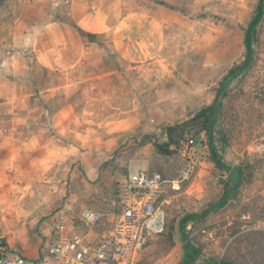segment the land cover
I'll return each instance as SVG.
<instances>
[{
    "label": "rangeland",
    "instance_id": "obj_1",
    "mask_svg": "<svg viewBox=\"0 0 264 264\" xmlns=\"http://www.w3.org/2000/svg\"><path fill=\"white\" fill-rule=\"evenodd\" d=\"M135 1V9L163 10L168 19L150 31L153 58L136 67L111 31L88 42L79 30L80 18L108 0L4 1L0 236L42 257L51 219L66 204L73 215L84 207L101 212L97 230L108 231L121 184L157 171L167 180L166 230L148 240L134 264H186L194 248L200 253L192 264H264V13L252 36L253 63L222 96L218 128L229 142L215 134V145L225 167L213 160L200 125L177 129L172 141L166 132L212 103L230 68L245 59L259 0ZM191 137L202 145L183 148ZM167 142L171 154L156 146ZM237 165V191L224 207L187 223L182 238L180 219L218 201L234 184L228 168Z\"/></svg>",
    "mask_w": 264,
    "mask_h": 264
},
{
    "label": "built area",
    "instance_id": "obj_2",
    "mask_svg": "<svg viewBox=\"0 0 264 264\" xmlns=\"http://www.w3.org/2000/svg\"><path fill=\"white\" fill-rule=\"evenodd\" d=\"M181 145L202 144L191 137ZM166 183L157 171L143 170L135 179L127 178L118 192L116 221L108 231L97 230L101 212L84 207L73 215V207L66 204L51 219L42 257L17 251L0 236V264H134L148 240L166 230L167 211L161 198Z\"/></svg>",
    "mask_w": 264,
    "mask_h": 264
},
{
    "label": "trees",
    "instance_id": "obj_3",
    "mask_svg": "<svg viewBox=\"0 0 264 264\" xmlns=\"http://www.w3.org/2000/svg\"><path fill=\"white\" fill-rule=\"evenodd\" d=\"M4 1L5 0H0V9L3 7ZM263 1L264 0H259L256 15L251 20L249 27L247 29V32L249 31L250 28L252 29L251 42H252V36L254 32H256L257 25L264 13L263 12ZM261 4H262V10H259V6ZM79 30L81 31V33L83 34V36L88 42H101L102 37L104 35V33L86 32L82 28H79ZM245 44H246L245 59L242 61V63L237 64L233 66L232 68H230V70L228 71V74L225 76L223 81L220 83L218 94L216 95L213 102L201 108L191 119L187 120L186 122L180 125L177 124V125L168 126L166 129V132L170 140L172 141L173 140L172 134L177 129L181 128L182 130H184L185 127H188L190 125H200L201 131H204L208 137L209 146L213 153V158H214L213 160L219 167H225V165L221 162L220 157L217 153V149L215 145V134H218V136H220L221 142L224 145L228 144L229 142L228 134L225 132V130L222 129L221 127L218 128V117H219V114L222 115V111H223L222 96L225 95V89L229 86L230 82L236 76L242 73H245L249 69V67L251 66L254 60V49H253L252 43L250 47L247 45L246 35H245ZM156 146L163 153L171 154L173 152V150L170 148L171 146L170 142L161 143V144L156 143ZM228 170H230L232 174L234 175V184L228 187L223 192L221 198L218 201L212 203L209 207H207L201 213L187 214L180 219V221L178 222V225L180 228L182 238H186L185 227L187 223H189L192 220L204 218L207 215H209L212 211H215L217 209L224 207L229 201V199L231 198L233 192L237 191L236 189L238 185L240 184V181L243 179V169L240 165H237L235 167L228 168ZM196 253L198 254L200 253L199 248L190 249L189 255H188V262L186 264H192V262L196 258L195 256ZM219 264H234V263L231 261L223 260V261H220Z\"/></svg>",
    "mask_w": 264,
    "mask_h": 264
},
{
    "label": "crops",
    "instance_id": "obj_4",
    "mask_svg": "<svg viewBox=\"0 0 264 264\" xmlns=\"http://www.w3.org/2000/svg\"><path fill=\"white\" fill-rule=\"evenodd\" d=\"M135 2V0L131 2L108 0V4L94 6L93 10L84 14L78 21L80 27L86 32L106 33L111 31L117 48L125 53L129 60L128 63L131 64L130 67L140 66L142 62L146 61L144 59L153 58L150 46L153 42L149 40L152 36L150 31L153 30V27L154 30L157 27L163 28L160 19L168 20L161 15L165 11L160 10L159 13L152 14L149 11L135 9L134 7L137 5ZM76 63L70 64V67ZM61 87L63 86L59 88ZM66 111L69 112L70 108L61 109L59 113L62 114ZM62 124L64 123L59 125ZM35 143L37 145V139ZM38 144L44 146V142L39 141Z\"/></svg>",
    "mask_w": 264,
    "mask_h": 264
},
{
    "label": "water",
    "instance_id": "obj_5",
    "mask_svg": "<svg viewBox=\"0 0 264 264\" xmlns=\"http://www.w3.org/2000/svg\"><path fill=\"white\" fill-rule=\"evenodd\" d=\"M259 10H262V4L259 6ZM251 32H252V29L250 28L249 31L247 32V36H246V40H247V45L250 47L251 45Z\"/></svg>",
    "mask_w": 264,
    "mask_h": 264
}]
</instances>
